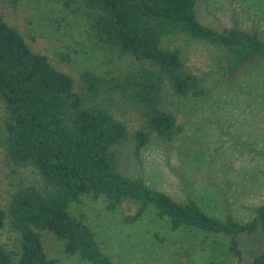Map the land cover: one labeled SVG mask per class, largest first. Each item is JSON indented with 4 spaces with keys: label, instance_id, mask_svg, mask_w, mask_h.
<instances>
[{
    "label": "trees",
    "instance_id": "16d2710c",
    "mask_svg": "<svg viewBox=\"0 0 264 264\" xmlns=\"http://www.w3.org/2000/svg\"><path fill=\"white\" fill-rule=\"evenodd\" d=\"M81 2L94 49L147 65L101 73L87 69L76 84L33 50L0 10L2 143L29 175L7 209L0 208V264H56L44 249L42 231L60 241L68 256L114 264L82 214L73 211L87 198H102L106 211L120 209L123 223H136L151 211L172 233L224 236L229 255L240 264L239 236L260 231L264 237V202L245 221L213 216L191 196L178 200L141 176L126 174L121 163L127 149L139 160L148 144L167 146L181 133L182 125L162 105L165 83L180 96L207 98L209 75L223 84L264 62V37L255 30L203 24L198 0ZM193 45L207 50L208 73L188 64ZM126 109L140 115L139 128L129 129L119 116ZM8 218L15 232L11 243L2 238ZM247 264H264V248Z\"/></svg>",
    "mask_w": 264,
    "mask_h": 264
},
{
    "label": "rangeland",
    "instance_id": "374dc122",
    "mask_svg": "<svg viewBox=\"0 0 264 264\" xmlns=\"http://www.w3.org/2000/svg\"><path fill=\"white\" fill-rule=\"evenodd\" d=\"M82 5L81 0H1L0 10L33 50L45 54L76 84L87 69L101 73L147 65L130 56L94 49L87 37L89 19ZM197 15L205 25L255 30L264 37V0H198ZM206 56L205 47L193 45L188 64L198 73H208ZM217 80L216 75L208 76L212 91L204 99L180 96L165 83L162 105L182 125L181 133L167 146L148 144L139 160L127 149L121 169L178 200L195 198L213 216L232 215L245 221L264 202V62L249 67L231 82L219 84ZM3 116L0 103V208L7 209L11 194L29 175L6 154ZM119 116L131 130L141 126L136 111L122 110ZM74 207L114 264H236L224 236L198 231L172 233L151 211L136 223H123L121 210L106 211L102 198H87ZM9 221L2 238L11 243L15 232ZM239 241L240 264L249 263L264 248L260 231L241 234ZM42 243L56 264H89L66 255L62 243L47 231H42Z\"/></svg>",
    "mask_w": 264,
    "mask_h": 264
}]
</instances>
